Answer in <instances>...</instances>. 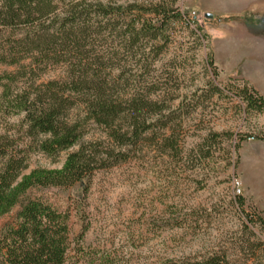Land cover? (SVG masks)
I'll list each match as a JSON object with an SVG mask.
<instances>
[{"label":"rangeland","instance_id":"1","mask_svg":"<svg viewBox=\"0 0 264 264\" xmlns=\"http://www.w3.org/2000/svg\"><path fill=\"white\" fill-rule=\"evenodd\" d=\"M175 8L156 33L137 25L132 34L122 19L108 24L101 16L90 27L82 59L91 73L116 97H140L160 112L148 116L154 127L135 146L121 148L125 161L94 172L85 196L78 185L32 191L68 214L63 264H166L213 254L227 264H264V110L246 109L242 95L264 98V0H175ZM10 35L23 37L0 28L5 51ZM19 57L18 65L0 62V174L13 165L15 184L33 170L61 169L82 146L120 150L79 105L69 113L82 124L78 143L44 153L45 137L29 135L24 113L4 103L31 85L66 79L72 66L51 53Z\"/></svg>","mask_w":264,"mask_h":264},{"label":"trees","instance_id":"2","mask_svg":"<svg viewBox=\"0 0 264 264\" xmlns=\"http://www.w3.org/2000/svg\"><path fill=\"white\" fill-rule=\"evenodd\" d=\"M174 3L175 0H0V28L23 33L21 38L10 35L9 51L0 48V62L18 65L19 56L40 55L42 59L53 58L55 63L62 58L69 60L72 66L66 79L31 85V93H16L4 106L14 113H24L29 135L45 137L40 148L46 154L68 150L78 143L82 124L69 119V113L79 105L85 107V120L106 128L120 149L99 151L96 146H82L67 156L61 169L33 170L15 184L18 174L9 165L0 174V264H63L69 249L68 214L33 197L32 191L78 185L85 196L94 172L125 161L128 152L121 148L135 146L154 127L147 123L148 116L160 112L155 103L140 97H116L109 92L104 78L91 73L90 63L82 57L85 58L83 43L97 22L94 20L101 16L109 24L112 18H118L132 34L137 25L156 33L157 24L165 27L176 17ZM142 14L157 20L152 23L141 19ZM75 59L77 62H73ZM6 78L11 82L14 76ZM9 90L6 85L5 94L11 95ZM242 95L246 109L264 110L263 97L246 91ZM165 127L167 124L163 123L160 129ZM168 139L166 142H171ZM261 224L264 228V222ZM166 264L227 262L225 256L213 254L201 260Z\"/></svg>","mask_w":264,"mask_h":264},{"label":"built area","instance_id":"3","mask_svg":"<svg viewBox=\"0 0 264 264\" xmlns=\"http://www.w3.org/2000/svg\"><path fill=\"white\" fill-rule=\"evenodd\" d=\"M194 12L192 13V18L194 17ZM233 192L235 196H238L241 194V187H240V182L238 180L233 181Z\"/></svg>","mask_w":264,"mask_h":264},{"label":"water","instance_id":"4","mask_svg":"<svg viewBox=\"0 0 264 264\" xmlns=\"http://www.w3.org/2000/svg\"><path fill=\"white\" fill-rule=\"evenodd\" d=\"M206 17L210 18V17H211V15H210V14H208V15H206Z\"/></svg>","mask_w":264,"mask_h":264}]
</instances>
